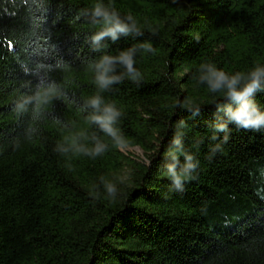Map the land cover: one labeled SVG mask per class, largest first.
Returning <instances> with one entry per match:
<instances>
[{
	"label": "trees",
	"instance_id": "16d2710c",
	"mask_svg": "<svg viewBox=\"0 0 264 264\" xmlns=\"http://www.w3.org/2000/svg\"><path fill=\"white\" fill-rule=\"evenodd\" d=\"M91 2L49 0L41 35L56 45L46 62L68 64L53 74L66 96L47 106L34 139L17 143L26 117L10 106L25 79L21 64L38 58L39 13L36 0H0V264H264V132L230 125L228 143L209 159L214 106L191 78L201 62L228 72L264 63V0H106L158 31L106 40L105 51L150 39L154 53L136 58L139 85L125 80L104 93L123 113L126 142L106 140L94 160H66L53 145L88 128L76 105L95 91L86 37L99 26L76 18ZM255 99L264 107V91ZM191 101L204 105L187 121L184 146L200 166L183 191H170L163 156L171 125L188 115L177 102ZM123 147L140 148L145 160ZM101 176L124 177L116 199L103 195Z\"/></svg>",
	"mask_w": 264,
	"mask_h": 264
},
{
	"label": "clouds",
	"instance_id": "9594fccd",
	"mask_svg": "<svg viewBox=\"0 0 264 264\" xmlns=\"http://www.w3.org/2000/svg\"><path fill=\"white\" fill-rule=\"evenodd\" d=\"M48 3L49 0H36L39 15L36 19L33 55L38 58L34 63L21 64L20 70L25 79L20 83L10 106L13 114L26 117L17 143L21 139H34L40 131L39 125L48 116L47 106L66 96L65 90L53 78V74L66 69L68 64L61 59L46 62L56 48L55 44L47 42V37L41 35ZM76 18H83L90 25L99 26L86 37L90 51L96 54L86 61L95 91L76 105L88 128L62 136L54 143L52 150L66 160L81 156L94 160L108 151L109 144L106 140L111 142L112 148H119L126 142L118 127L123 113L118 106L105 99L104 93L125 80L139 85L144 77L136 67V58L154 53L150 39L138 40L116 50L114 54L105 51L108 46L106 40L116 42L121 37H141L145 32L157 35L158 28L147 21L141 22L130 12L121 13L106 0H92L86 8L77 12ZM41 36L45 37L43 53ZM191 78L196 86L205 88L207 103L214 106V119L205 122L210 130L209 159L228 143L230 125L237 129L264 132V107L255 99L256 93L264 91V63L257 62L245 70L228 72L214 63L201 62ZM203 105L197 101L176 104L177 109L186 111L188 115L179 117L171 125L172 135L163 156L162 175L169 182L170 191L181 192L186 183L197 178L200 162L185 148L184 139L187 121L198 117ZM53 119L56 124H62L59 118ZM123 180V176H117L115 182L101 176L99 188L106 198L114 200L118 195L117 183H123Z\"/></svg>",
	"mask_w": 264,
	"mask_h": 264
},
{
	"label": "rangeland",
	"instance_id": "374dc122",
	"mask_svg": "<svg viewBox=\"0 0 264 264\" xmlns=\"http://www.w3.org/2000/svg\"><path fill=\"white\" fill-rule=\"evenodd\" d=\"M121 151L136 160H145L143 151L138 147H123Z\"/></svg>",
	"mask_w": 264,
	"mask_h": 264
}]
</instances>
